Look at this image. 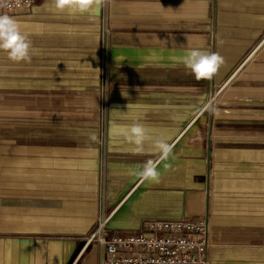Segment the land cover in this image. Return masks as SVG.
<instances>
[{
    "label": "crops",
    "instance_id": "crops-1",
    "mask_svg": "<svg viewBox=\"0 0 264 264\" xmlns=\"http://www.w3.org/2000/svg\"><path fill=\"white\" fill-rule=\"evenodd\" d=\"M5 14L38 54L14 62L0 51V264H101L89 240L104 220L137 235L199 218L211 264H264V0H107L83 11L29 0ZM194 49L224 57L211 80L185 68ZM227 85L204 113L211 87ZM137 122L151 137L143 152L124 135ZM161 137L173 148L164 161L151 147ZM148 160L156 180L141 175Z\"/></svg>",
    "mask_w": 264,
    "mask_h": 264
},
{
    "label": "built area",
    "instance_id": "built-area-1",
    "mask_svg": "<svg viewBox=\"0 0 264 264\" xmlns=\"http://www.w3.org/2000/svg\"><path fill=\"white\" fill-rule=\"evenodd\" d=\"M27 3L29 0H0L8 12ZM102 224L90 239L102 249L101 264H211L207 218L156 221L149 224L150 231L137 235L110 234Z\"/></svg>",
    "mask_w": 264,
    "mask_h": 264
},
{
    "label": "clouds",
    "instance_id": "clouds-1",
    "mask_svg": "<svg viewBox=\"0 0 264 264\" xmlns=\"http://www.w3.org/2000/svg\"><path fill=\"white\" fill-rule=\"evenodd\" d=\"M106 2L107 0H53L57 11H63L66 7L83 11L93 4L103 6ZM0 51L6 52L8 59L14 62H30L38 54L32 47L28 33L21 30V25L14 17L6 14L0 15ZM183 63L197 80H211L225 64V60L217 52L194 49L186 53ZM124 135L137 152H143L145 143L151 140L145 126L138 122L133 123ZM90 138L95 141L97 136L91 133ZM151 147L159 154L161 161L167 160L173 151L172 145L163 137L152 141ZM141 175L144 179L156 180L159 176L156 164L152 160L144 162Z\"/></svg>",
    "mask_w": 264,
    "mask_h": 264
},
{
    "label": "rangeland",
    "instance_id": "rangeland-1",
    "mask_svg": "<svg viewBox=\"0 0 264 264\" xmlns=\"http://www.w3.org/2000/svg\"><path fill=\"white\" fill-rule=\"evenodd\" d=\"M212 87H214V86H212ZM212 87L208 93V100L202 108L204 113H206V112H213L214 113L216 110H218L220 108V104L222 102L224 93L226 92V89L228 88V85L222 86V88H221V86H218V87H216L217 89L212 88ZM109 92H110L109 91V85L107 84V81L106 80L102 81V83L100 85L99 92H98V99H99L98 127H99V144L100 145L105 143V135L104 134L106 132L107 111H108V107L110 104ZM102 223H100V225ZM100 225H99V227H100ZM99 227H98V229H99ZM98 229L96 231H94L92 233V235L94 233H96L98 231ZM107 232L112 234L110 231H108V229H107ZM92 235H91V237H92ZM210 240H211V235H210ZM93 242L98 244V242H96V241H93ZM100 249H101V247H100ZM101 252H102V249H101Z\"/></svg>",
    "mask_w": 264,
    "mask_h": 264
},
{
    "label": "bare ground",
    "instance_id": "bare-ground-1",
    "mask_svg": "<svg viewBox=\"0 0 264 264\" xmlns=\"http://www.w3.org/2000/svg\"><path fill=\"white\" fill-rule=\"evenodd\" d=\"M105 224H106V221H104L102 225H104V226H105Z\"/></svg>",
    "mask_w": 264,
    "mask_h": 264
}]
</instances>
